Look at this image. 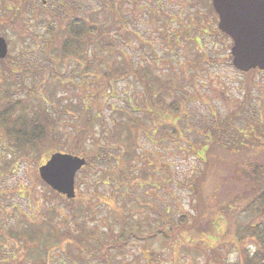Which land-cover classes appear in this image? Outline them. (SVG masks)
Here are the masks:
<instances>
[{"label":"trees","instance_id":"obj_1","mask_svg":"<svg viewBox=\"0 0 264 264\" xmlns=\"http://www.w3.org/2000/svg\"><path fill=\"white\" fill-rule=\"evenodd\" d=\"M56 1V5L53 6L47 5V0H0V35L10 44L11 33L22 42L31 38L37 47H41L48 60L46 63L44 60L46 66L43 67L39 64L27 66L22 59L10 62L13 43L11 46L13 48L9 47L7 55L0 59V177L12 174L28 156L38 159L53 150H61L65 143H69L66 152L85 157L86 164L77 172L84 174L93 161L104 163L98 151L107 159L110 157V153L103 150L110 144L102 143L100 138L104 140L108 138L115 143L116 134L123 133L124 153L120 161L117 158L113 160L115 166L121 163V171L117 175L103 172L102 183L105 184L111 176L117 184L123 183L122 186L126 188L136 178L131 172L130 162L138 155L133 148L142 134L140 131L146 128L137 112L150 113L149 118L154 119L151 123L152 135L153 130L157 134L161 132L159 140L177 137L179 141L187 143L188 152L205 163L203 172L197 179L194 176L185 182L186 185L191 183V193L196 198L194 204L196 212L190 214L181 210L176 220L177 224L163 221L152 231L141 234L133 228L126 227L130 226L127 218H133V214L125 213L127 204L118 205L117 199L111 195L110 200H113L114 206L120 208V217L115 218V223L120 225L117 231H113L112 227L107 225L101 230L102 234L98 230V224L93 223L89 226L86 222L77 220L80 215H89L90 219L94 220L91 204L78 205L82 203L78 199L69 200L73 202L70 206L75 210L70 212L68 217H64L61 211L58 212L54 208L48 209L40 216L23 211L20 200H25L26 209L33 208L34 201L30 193L20 185L16 189L18 199L10 205L13 215L19 218V224L0 229V250L4 251L11 240L17 243V247L14 246L9 255L5 256L2 252L0 261L14 259L19 256L15 251L24 249L19 250L24 259L31 258L38 264H66L61 257L54 260V253L57 251L64 253L72 264H78V257L80 256L82 260L85 253L92 248L103 262L108 263L107 251L110 248L114 247L118 254L123 256L125 246L134 241L141 242L147 256H152L150 259L155 261L156 253L146 244L150 238L160 233L170 249L173 262L183 253H190L192 250L208 253L212 249L219 255L221 247L229 244V248H235L237 253L233 264H264V162L255 161L244 167H241L239 162L235 163L233 167L238 171H234L228 177L225 176L226 181L228 180L227 184H224L225 187H230L237 197L245 198L242 204L237 205L238 213L247 214L249 218L244 223L237 222L234 232L226 229L221 234L222 219L214 218L217 215L213 207L207 204L201 184L213 171L221 169L213 163L211 157H217V163L221 164L222 158H230L231 155L238 153L237 148H231V145L226 144L225 138H221L220 130L227 129V125L230 124L229 118L217 120L211 127L192 124L186 106V92L183 93L184 89L181 86L175 88V83L165 81L153 71L152 63L156 62L155 59L144 58L139 67L132 64L127 54L119 48L120 43H125L128 37L129 29L125 26L127 20L121 17L112 0H99L101 6L99 10L93 7L86 8L73 0ZM207 1L209 7L205 21L208 20L206 25L209 22V34L212 37L217 34L229 39L214 26L218 15L211 1ZM108 17L109 21L106 22ZM205 26L201 28L203 35L207 32ZM39 27L44 29L40 34L34 30ZM175 36V40L179 41L178 34ZM202 36L195 35L196 40L200 42ZM178 43L174 46H178ZM196 55L194 58L196 65H200L203 60L208 61L204 53L197 52ZM227 55L230 59L231 54L228 52ZM172 59L176 61V58ZM73 60L78 66L65 75L62 71L64 66ZM251 72L260 70L252 69L246 73ZM129 76H133L142 87L144 101L140 104L143 109L134 103L131 94L127 93L120 97L116 93L117 83ZM93 84L97 86L96 91H92ZM177 88L182 90L180 91L182 94L176 92ZM68 90H73L75 94L74 98L69 100L67 95L65 96ZM168 95L169 100H166ZM109 98L114 100L111 101ZM233 114L235 118L240 115L239 111ZM159 122L161 125L163 123V126ZM188 128H192L193 133H196L195 137L201 140L190 138ZM208 128L210 129L207 130ZM89 142L92 145L94 143L92 149L86 147ZM118 150L121 151L120 148ZM146 163L148 162L145 161L139 166V179L136 180L141 188L145 182L151 185L155 183L152 181L151 171L145 168ZM168 168L169 165L165 163L159 167L164 174L161 177L163 185L171 181ZM215 173L221 178L222 174ZM225 177L222 176L221 179ZM123 179L127 181L123 182ZM38 180L42 186L48 188L49 193L65 199V195L62 196L53 190L41 178ZM81 182V178L77 179L75 186H79ZM126 195L129 200L133 198L136 203H142L141 207L146 206V202H140L136 195L132 193ZM119 208L116 207L118 210ZM58 218L63 221L61 225L58 224ZM109 234L112 237L110 243L107 241L108 238L102 241V237ZM200 235L208 237L206 240H198ZM206 243L209 244L204 245ZM199 244L203 246H198ZM90 252L93 253L92 250ZM145 259L148 260L146 257ZM216 262L229 264L227 260L222 261L220 256Z\"/></svg>","mask_w":264,"mask_h":264},{"label":"rangeland","instance_id":"obj_2","mask_svg":"<svg viewBox=\"0 0 264 264\" xmlns=\"http://www.w3.org/2000/svg\"><path fill=\"white\" fill-rule=\"evenodd\" d=\"M73 1L81 3L86 8L93 7L98 10L101 8L99 0ZM112 1L119 10L121 17L127 20L125 26L129 29L128 37L125 43H120L119 48L127 54L132 64L135 67H139L143 63L144 58L150 57V59H155L156 62L152 63L153 71L163 77L165 81H169L172 84L175 83V88L181 86L184 89L183 93L186 92V106L192 124L200 125L201 127L203 125L211 127L217 120L221 121L224 117L229 118L230 124L227 125V129L220 130L222 133L221 138H225L226 144L231 145V148H237L238 153L230 154V158H222L220 160L221 164L217 163V157H211L213 163L217 164L221 169L213 171L208 178H205L201 184V188L207 204L213 207L212 209H214L217 215L214 218L220 217L222 219L220 223L221 234L226 229L234 232L237 222L244 223L249 216L244 213H238L237 210L239 209L237 205L242 204L245 198L237 197L233 193V190H230V187L226 188L224 184L228 182V180L226 181V177L232 175L234 171H238L237 168L234 169L233 167L235 163L239 162L241 167H244L255 161L264 162V71L251 72V74L242 73L233 67L231 64L232 57L229 59L227 55L232 45L231 39L217 34L212 37L209 34V22L206 25L208 20L205 21L207 18L206 12L209 7L207 0ZM47 2L49 3L47 5L53 6L57 3L56 0H47ZM100 17H102V13ZM108 21L109 17L106 19V22ZM100 22H102L101 19ZM204 26L207 32L203 35L201 28ZM214 26H217V21L214 23ZM34 30L40 34L44 29L43 27H39ZM171 30L173 32H170ZM7 31L9 32V30ZM113 34L115 35V32ZM176 34H178L179 41L175 40ZM195 35H203L200 42L196 40ZM10 41L11 44L7 41L8 47L12 49V43L14 46L9 58L10 62L22 59L24 64H28L27 66L37 64L41 67L46 66L45 63L48 60L45 58L41 47H37L31 38L22 42L11 33ZM177 42H179L178 46L175 47L174 45ZM197 52L207 55L208 61L203 60L200 65H196L194 58L197 56ZM116 55L119 56V54ZM172 58H176V61ZM44 60H46L45 63H43ZM111 60L113 61V58ZM77 66V63L73 60L66 64L62 71L67 75L69 71H72ZM96 90L97 86L93 84L92 91ZM141 91L142 87L133 76H129L127 79L117 83V95L124 97V94H131L134 103L140 105V109H143L140 104L141 101H144ZM180 91L182 90L176 89V92L180 93ZM66 95L69 100L70 98H74L75 94L73 90H68L65 93ZM169 95L166 96V100H169ZM109 100L113 101L114 99L109 98ZM122 100L124 101V99ZM236 111H239L241 116L239 115L235 118L233 113ZM137 113L143 123L146 124V128L140 131L142 134L137 141V145L133 148L138 155L130 162L132 166L131 172L136 177L131 184L124 188V185L122 186L123 183L117 184L111 176H109V180L105 184L102 183L103 172L117 175L121 171V163L115 166V161L113 160L117 158L120 161L124 153L123 147L125 143L123 133L116 134L117 141L115 143H118L116 145L108 138H105V140L100 138L102 143L107 142L110 144L103 149L110 153V157L107 159L105 155L98 151V155H100V159L104 160V163L93 161L90 168H87L84 174L76 173L75 175V181L81 178L82 182L79 186H75L74 199H78L79 202L82 201V203L78 204L81 206L90 203V209L94 214V220L90 219L88 215L89 211L87 213L88 216L80 215L77 220L84 221L89 226H92L93 223L98 224L100 233H102L101 230L105 229L107 225H110L113 231H117L120 225L115 223V218L120 217V208L117 205L114 206L113 200H110L111 195L117 199L118 205L126 206L127 204L124 210L125 213L133 214V218H127L130 226L127 225L126 227L133 228L141 234L152 231L156 226L161 225L163 221L165 223H176L182 211L190 214H195L196 212L194 207L196 198L194 195L192 196L191 183L190 185H186L185 182L194 176L197 179L198 175L203 172L205 163L199 160L197 156L188 152L187 143L179 141L177 137H172L165 141L163 139L159 140V134L161 135L159 131L161 129L160 126L158 134L152 130V135L151 129L153 126L151 123H153L154 119L149 118L150 113ZM175 117L178 118V115ZM161 126H163V123ZM188 130L190 131L188 134H191L190 138H194L196 133H193L192 128H188ZM255 134L257 135L255 136ZM221 138L220 140H222ZM196 140L200 141L201 139L197 137ZM68 144H63L61 150H53L51 153H68L65 151L69 147ZM86 145L88 149L94 147V143L92 145L91 142ZM51 153L38 159L28 156L25 159L26 161L20 163L12 174L0 177V229L18 226L19 224V218L13 215L10 205L18 199L16 189L20 185L30 193L34 201L32 203L33 208L26 209L25 200H20L22 210H26L27 213L40 216L48 209L54 208L58 212L61 211L64 217H68L70 212L75 210L70 206V203L73 202H70L69 198L65 197V199H61L60 196L49 193L48 188L42 186L38 180V178L40 179L38 167ZM145 161L148 162L145 168L151 171L152 181H155V183L151 185L145 182L141 188L136 180L139 179V166H142ZM162 163L169 165L168 173L171 175V181L167 185H163L161 181V177L164 174L159 167ZM215 172L222 174L221 178L222 176L226 177L224 179L218 178ZM126 181V179H123V182ZM127 193L136 195L140 202L145 201L146 206L141 207L142 203H136L133 198L129 200L126 195ZM102 195H104V198ZM57 220L59 225L63 223L61 218ZM207 237L200 235L198 240H206ZM107 238V241L110 243L112 240L111 234L103 236L102 241H106ZM93 242L94 240H92ZM207 244L209 243L204 245ZM8 245V247L6 246L3 249L4 251L0 250V256L2 252L5 256L9 255V251L14 246L17 247V243L13 242V240ZM146 245L150 247L151 251L156 253L155 261L150 259L152 256H147L141 242L134 241L125 246L122 251L124 253L123 256H120L114 247L110 248L107 251L109 253L108 263L103 262L98 253L96 254V251L92 248L85 253L86 255L82 260L79 256L77 262L78 264H217L216 260L219 256L222 261H229L228 257L230 254L237 256L235 248H229L228 244L221 247L219 255L214 253L212 249L208 253L192 250L190 253H183L179 259H175L173 262L170 257V249L164 243L160 233L150 238ZM198 246L203 245L199 244ZM19 250L24 249H17L15 251V254L19 255L18 257L9 260L4 259L0 263L38 264L32 261L31 258H26L25 260L24 255ZM91 250L93 253L90 252ZM54 255V260L61 257L66 264H72L61 251L55 252Z\"/></svg>","mask_w":264,"mask_h":264},{"label":"water","instance_id":"obj_3","mask_svg":"<svg viewBox=\"0 0 264 264\" xmlns=\"http://www.w3.org/2000/svg\"><path fill=\"white\" fill-rule=\"evenodd\" d=\"M218 15V28L232 40V65L247 72L264 70V0H211ZM8 52V43L0 35V59ZM86 164L85 157L53 152L38 167L39 177L53 190L71 199L75 197V175Z\"/></svg>","mask_w":264,"mask_h":264},{"label":"clouds","instance_id":"obj_4","mask_svg":"<svg viewBox=\"0 0 264 264\" xmlns=\"http://www.w3.org/2000/svg\"><path fill=\"white\" fill-rule=\"evenodd\" d=\"M228 260H229V264H233V262L236 260V255L230 254Z\"/></svg>","mask_w":264,"mask_h":264}]
</instances>
